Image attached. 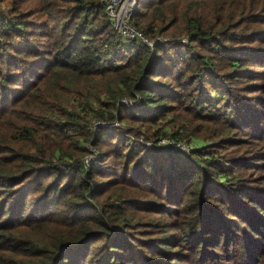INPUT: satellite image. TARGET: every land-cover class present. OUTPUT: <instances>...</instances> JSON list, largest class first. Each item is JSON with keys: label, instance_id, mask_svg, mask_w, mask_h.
I'll return each instance as SVG.
<instances>
[{"label": "trees", "instance_id": "trees-1", "mask_svg": "<svg viewBox=\"0 0 264 264\" xmlns=\"http://www.w3.org/2000/svg\"><path fill=\"white\" fill-rule=\"evenodd\" d=\"M107 2L0 0V264H264V0Z\"/></svg>", "mask_w": 264, "mask_h": 264}, {"label": "built area", "instance_id": "built-area-1", "mask_svg": "<svg viewBox=\"0 0 264 264\" xmlns=\"http://www.w3.org/2000/svg\"><path fill=\"white\" fill-rule=\"evenodd\" d=\"M138 2L137 0H108L106 3V13L112 20V25L114 31H116L123 39L127 41H139L146 44L149 47H153V42L150 41L142 31L135 28L131 19L137 9ZM100 128H115L119 126L117 122L108 124V123H98ZM168 143V141H165ZM182 150H188L189 146L186 144H179ZM90 154L86 157V164L89 165L92 161L96 160L99 156L98 151L90 147Z\"/></svg>", "mask_w": 264, "mask_h": 264}, {"label": "rangeland", "instance_id": "rangeland-1", "mask_svg": "<svg viewBox=\"0 0 264 264\" xmlns=\"http://www.w3.org/2000/svg\"><path fill=\"white\" fill-rule=\"evenodd\" d=\"M10 11V7L9 6H7V5H3V4H0V15L1 14H5L6 12H9ZM4 12V13H3ZM5 15H9V18L11 19V18H15V17H12V15H10V14H5ZM123 103L124 104H128L129 102L127 101V100H125V101H123ZM202 144V142H198L197 143V145L199 146V145H201Z\"/></svg>", "mask_w": 264, "mask_h": 264}]
</instances>
